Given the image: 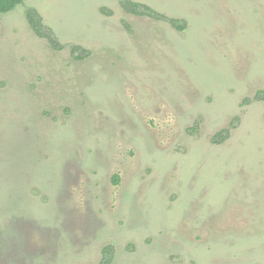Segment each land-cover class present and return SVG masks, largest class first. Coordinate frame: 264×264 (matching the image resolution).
<instances>
[{"label":"rangeland","instance_id":"obj_1","mask_svg":"<svg viewBox=\"0 0 264 264\" xmlns=\"http://www.w3.org/2000/svg\"><path fill=\"white\" fill-rule=\"evenodd\" d=\"M121 1L0 14V264H264V0Z\"/></svg>","mask_w":264,"mask_h":264},{"label":"trees","instance_id":"obj_2","mask_svg":"<svg viewBox=\"0 0 264 264\" xmlns=\"http://www.w3.org/2000/svg\"><path fill=\"white\" fill-rule=\"evenodd\" d=\"M22 1L23 0H0V14L12 10ZM121 5L127 12L140 14V15H147L160 20H168L174 26L179 27V25L177 24L178 22L175 18H167L164 14L154 10L152 7H150L145 3L132 1V0H122ZM25 18L31 30L34 32L36 36L46 39L50 47L53 48L54 50L62 48V44L57 40L51 28L43 23L41 15L38 13V11L35 8L33 7L27 8L25 11ZM76 49H79L78 46L73 45L72 50L76 51ZM253 99L260 100L264 104V89L257 90L253 96ZM249 101L250 99L245 98L242 101V104L248 103ZM228 135H229V130L222 129L221 131L215 133V135L213 136V140L216 142H220L226 139ZM111 259H112L111 249L109 246H106L103 248L102 259L100 264H109Z\"/></svg>","mask_w":264,"mask_h":264}]
</instances>
